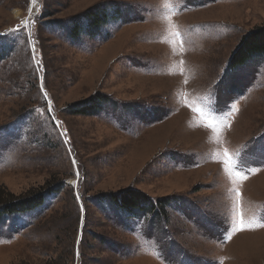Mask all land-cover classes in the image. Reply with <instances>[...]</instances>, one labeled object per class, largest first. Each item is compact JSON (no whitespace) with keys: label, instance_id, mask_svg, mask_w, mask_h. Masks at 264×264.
I'll return each instance as SVG.
<instances>
[{"label":"rangeland","instance_id":"1","mask_svg":"<svg viewBox=\"0 0 264 264\" xmlns=\"http://www.w3.org/2000/svg\"><path fill=\"white\" fill-rule=\"evenodd\" d=\"M263 26L264 0H0V201L61 186L0 215V264H264V56L231 63Z\"/></svg>","mask_w":264,"mask_h":264},{"label":"trees","instance_id":"2","mask_svg":"<svg viewBox=\"0 0 264 264\" xmlns=\"http://www.w3.org/2000/svg\"><path fill=\"white\" fill-rule=\"evenodd\" d=\"M105 15V12L98 11L90 14V16H86L85 20L90 23L91 27L98 29L107 22ZM257 55L264 56V26L255 29L243 39L241 45L233 55L231 63L234 68H236L249 63V61ZM92 102L93 100H90L78 105V107H80H77L78 109L75 111L76 114L89 115L98 110L100 108L99 105L101 104L100 101H95V103ZM60 193L61 186H58L55 187V189H51L47 194H42L36 198L26 200L25 202H19V200L10 203L9 201L5 202V200L0 201V205L4 206L2 210H0V215H10L13 213L24 214L36 211L45 205L46 197L49 194L58 195ZM109 202L112 207L116 208L118 211L128 213L132 217H136L138 214L142 213H154V216L156 218L158 217L157 214H155L156 208L159 210L158 206H154L152 202H149L146 196L138 191L128 190L120 195L111 196Z\"/></svg>","mask_w":264,"mask_h":264},{"label":"snow or ice","instance_id":"3","mask_svg":"<svg viewBox=\"0 0 264 264\" xmlns=\"http://www.w3.org/2000/svg\"><path fill=\"white\" fill-rule=\"evenodd\" d=\"M0 35H3V34H0ZM178 35V34H176ZM39 63V62H37ZM47 95V93L45 92V96ZM228 115H231V111L235 109V105L234 103L228 105ZM196 109H193V111H195ZM220 110L217 109L216 110V113H218ZM224 121L223 120H220V123L222 124ZM212 130L215 131V127H212ZM225 155H227V153H225ZM225 163H227V161H225ZM73 164L75 165L76 164V161L74 160L73 161ZM249 172H256L258 171V169H255V168H251V169H248ZM77 175H79V173L77 172ZM236 175L240 176L241 179H247V176L245 175H241V173L239 171H237ZM262 227H264V225H261ZM235 231V228L233 229ZM240 230H244V224H243V221L240 222Z\"/></svg>","mask_w":264,"mask_h":264}]
</instances>
